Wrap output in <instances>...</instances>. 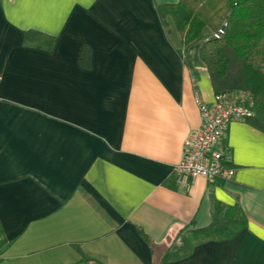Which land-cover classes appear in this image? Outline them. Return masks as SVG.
<instances>
[{
	"label": "crops",
	"instance_id": "crops-1",
	"mask_svg": "<svg viewBox=\"0 0 264 264\" xmlns=\"http://www.w3.org/2000/svg\"><path fill=\"white\" fill-rule=\"evenodd\" d=\"M177 1L0 0V264H158L215 206L246 225L162 264H264V131L228 123L230 179L174 173L215 97L158 15Z\"/></svg>",
	"mask_w": 264,
	"mask_h": 264
},
{
	"label": "trees",
	"instance_id": "trees-1",
	"mask_svg": "<svg viewBox=\"0 0 264 264\" xmlns=\"http://www.w3.org/2000/svg\"><path fill=\"white\" fill-rule=\"evenodd\" d=\"M166 32L172 28L179 35L180 52L191 66L192 51L206 67L214 95L231 91L250 97V111L244 117L264 131V0H178L157 6ZM210 35L197 46L204 30ZM25 41L52 47L55 37L34 30L24 32ZM90 49L84 45L80 64L88 67ZM246 225L238 207H228L223 214L215 206L211 222L195 228L182 243L170 248L158 264L188 256L194 244L204 240L234 237Z\"/></svg>",
	"mask_w": 264,
	"mask_h": 264
},
{
	"label": "built area",
	"instance_id": "built-area-1",
	"mask_svg": "<svg viewBox=\"0 0 264 264\" xmlns=\"http://www.w3.org/2000/svg\"><path fill=\"white\" fill-rule=\"evenodd\" d=\"M195 101L200 126L192 129L182 143V154L174 168L178 182L189 186L196 178L208 181L230 179L234 175L231 154L226 143L231 120L244 119L250 111V97L241 91L215 95L212 104H204L198 92Z\"/></svg>",
	"mask_w": 264,
	"mask_h": 264
},
{
	"label": "rangeland",
	"instance_id": "rangeland-1",
	"mask_svg": "<svg viewBox=\"0 0 264 264\" xmlns=\"http://www.w3.org/2000/svg\"><path fill=\"white\" fill-rule=\"evenodd\" d=\"M172 31H174L173 33V37L177 38V35H176V30L174 28L171 29ZM211 32L209 30H204L201 35L198 37V39L196 40L195 42V46H197L205 37H207L208 35H210ZM196 50V49H195ZM195 50L192 51V54H196Z\"/></svg>",
	"mask_w": 264,
	"mask_h": 264
},
{
	"label": "water",
	"instance_id": "water-1",
	"mask_svg": "<svg viewBox=\"0 0 264 264\" xmlns=\"http://www.w3.org/2000/svg\"><path fill=\"white\" fill-rule=\"evenodd\" d=\"M80 264H89L88 262H82V263H80Z\"/></svg>",
	"mask_w": 264,
	"mask_h": 264
}]
</instances>
